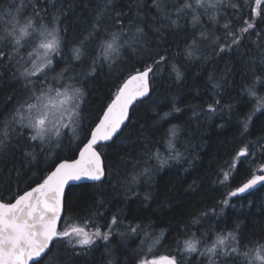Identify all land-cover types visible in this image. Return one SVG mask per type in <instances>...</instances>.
Listing matches in <instances>:
<instances>
[{
  "label": "trees",
  "instance_id": "trees-1",
  "mask_svg": "<svg viewBox=\"0 0 264 264\" xmlns=\"http://www.w3.org/2000/svg\"><path fill=\"white\" fill-rule=\"evenodd\" d=\"M256 2L0 0L3 20L22 12L56 34L52 65L34 74L40 50L5 40L0 23L2 202L78 157L124 81L153 68L149 97L112 142L96 145L105 179L68 187L59 237L36 264H264V183L233 195L254 174L242 152L264 142ZM45 87L77 92L72 123L50 141L23 122L32 90ZM70 228L93 243L62 237Z\"/></svg>",
  "mask_w": 264,
  "mask_h": 264
},
{
  "label": "water",
  "instance_id": "water-1",
  "mask_svg": "<svg viewBox=\"0 0 264 264\" xmlns=\"http://www.w3.org/2000/svg\"><path fill=\"white\" fill-rule=\"evenodd\" d=\"M152 70H141L124 81L78 157L60 161L42 182L12 202L0 201V264H36L50 252L63 220L68 187L105 179L104 160L96 145L112 142L127 124L132 107L149 97ZM262 183L260 179L251 180L240 191L249 194ZM154 264L178 262L163 256Z\"/></svg>",
  "mask_w": 264,
  "mask_h": 264
},
{
  "label": "rangeland",
  "instance_id": "rangeland-1",
  "mask_svg": "<svg viewBox=\"0 0 264 264\" xmlns=\"http://www.w3.org/2000/svg\"><path fill=\"white\" fill-rule=\"evenodd\" d=\"M259 2V1H258ZM256 2V8L258 9L261 5L260 2ZM2 25V36L5 40L13 38L16 40L18 47L21 49L29 46H35L40 50L41 55L36 53L35 58L29 62L28 69L36 74L41 67L51 66L50 55L54 50V37L55 32L45 26L44 24H37L35 19L26 18L24 19L23 13L20 12L15 16L8 17L3 20L0 18ZM31 58V50L26 55ZM263 62V60H261ZM23 76V72H20ZM59 83H61L58 80ZM61 87V86H59ZM74 91V92H73ZM70 89L61 88H43L40 93L32 90L30 94V101L28 102V109L31 110V116L25 115L23 122L28 127H32L34 135L39 140L50 141L57 135V131L61 128H65L70 125L73 121L74 114V99H76L77 92ZM258 96V95H257ZM77 102V101H76ZM257 103L259 108H264V98L257 97ZM27 114L28 112L25 111ZM29 116V117H28ZM23 117V116H21ZM14 119H12V122ZM33 135V136H34ZM264 142L257 145L252 151L247 150L242 152L241 160L247 161V164L253 171V177L250 180L260 179L264 183ZM241 194L240 188L233 192L236 196ZM62 237H72L75 244L86 245L93 243L95 239L88 233H85L81 228H70L63 231ZM227 247L229 241L227 242ZM257 264H262V259L257 258ZM155 261V260H153Z\"/></svg>",
  "mask_w": 264,
  "mask_h": 264
},
{
  "label": "flooded vegetation",
  "instance_id": "flooded-vegetation-1",
  "mask_svg": "<svg viewBox=\"0 0 264 264\" xmlns=\"http://www.w3.org/2000/svg\"><path fill=\"white\" fill-rule=\"evenodd\" d=\"M258 1L260 2V5H262V4L264 3V0H257V2H258ZM259 2H258V3H259Z\"/></svg>",
  "mask_w": 264,
  "mask_h": 264
}]
</instances>
